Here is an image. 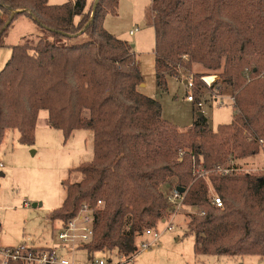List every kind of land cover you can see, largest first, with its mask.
<instances>
[{
    "label": "trees",
    "instance_id": "16d2710c",
    "mask_svg": "<svg viewBox=\"0 0 264 264\" xmlns=\"http://www.w3.org/2000/svg\"><path fill=\"white\" fill-rule=\"evenodd\" d=\"M94 3L0 0V47L20 16L43 33L34 44L10 45L0 71V144L14 129L21 143L34 144L43 109L65 140L79 129L93 132V159L70 170L84 177L63 181L64 202L49 214L63 223L84 203L94 208L93 239L81 246L89 255L135 256L146 230L159 231L169 208L164 185L175 182L185 189L186 206L197 210L187 230L196 254L264 258V172H198L261 151L264 0H152L160 87L168 75L188 85L194 62L218 70L225 60L210 88L228 87L234 106L232 121L216 131L205 114L187 131L162 117L160 102L139 89L144 79L132 46L105 27L119 0H99L96 9ZM193 75L196 89L188 96L198 104L208 89L200 79L206 73Z\"/></svg>",
    "mask_w": 264,
    "mask_h": 264
},
{
    "label": "rangeland",
    "instance_id": "374dc122",
    "mask_svg": "<svg viewBox=\"0 0 264 264\" xmlns=\"http://www.w3.org/2000/svg\"><path fill=\"white\" fill-rule=\"evenodd\" d=\"M68 1L70 0H49V3L63 4ZM151 4L152 0H119L118 14H109L105 20V27L130 44L136 54L146 83L145 87L142 83L139 89L158 100L162 117L176 124L182 131L191 127L201 111L208 117L210 128L215 131L219 124L230 123L234 100L230 89L223 84L220 86L222 90L217 87L210 88L208 82L200 78L208 88H204L202 106L188 100V92L192 94L196 89L195 77L190 78V81L194 82L192 88L188 87L184 77L180 79L172 75L167 76L165 87L158 85L155 68V29L151 23L154 13L150 11ZM136 28L139 30L130 34V31ZM42 35L33 19L27 16L18 17L5 37L7 45L0 47V71L12 54L10 45L26 42L34 44ZM224 67L225 60L218 70L208 69L194 62L192 73H206L203 77H206L207 81H213L218 79ZM193 74L191 76H194ZM216 97L224 99V103L220 105ZM48 116L47 110L40 111L34 144L21 143L17 129L7 131L0 144V159L3 163L0 167V246L59 243L58 234L62 222L51 220L49 214L64 202L67 192L63 181L69 179L71 182H77L84 177L81 172L70 170L81 162L93 159L94 143L91 130H76L65 140L60 129L49 125ZM245 132L250 137V131L247 129ZM263 155V151H260L256 155L235 158L233 161L239 166V172L256 173L252 170L263 163ZM230 162L232 160L228 163ZM174 183L169 182V185ZM166 185L168 184L164 185L165 189ZM212 196H218L215 190H212ZM190 213L195 211L186 204L174 211L167 210V215L159 226L160 235L157 241L147 249H140L131 261L115 250H104L89 255L82 247L66 253V258L74 264H92L94 260L100 259L111 264H264V258L259 255L229 257L196 254L195 235L187 234ZM170 222L173 229L168 230ZM146 239L151 240L147 236Z\"/></svg>",
    "mask_w": 264,
    "mask_h": 264
},
{
    "label": "built area",
    "instance_id": "2783aa9c",
    "mask_svg": "<svg viewBox=\"0 0 264 264\" xmlns=\"http://www.w3.org/2000/svg\"><path fill=\"white\" fill-rule=\"evenodd\" d=\"M138 28L130 31V34H134ZM190 78H193L191 76ZM206 82H208V86L211 87L215 82L207 81L206 77H202ZM194 86V82L189 80L188 87L192 88ZM216 99L219 100V104L224 103V99H220L219 97ZM188 100L194 101L193 95L188 96ZM203 102L200 101L198 106H202ZM260 149L264 154V140H259ZM263 165L257 167L255 171L257 173L264 172V155H263ZM3 166V163L0 159V167ZM240 170L239 166L232 160V162L227 164H217L210 169H201L199 170V175L203 177H207L210 173L216 172L221 174H230L234 172H238ZM166 199L169 204V211H174L175 209H180L185 205V194L181 192L176 185V183L170 184L168 183L167 189L164 191ZM213 203L219 207L223 205L221 197L214 196ZM195 213L197 210H194ZM168 230L173 229L172 223L170 222L167 227ZM147 237H150L151 240L148 241L145 239L139 247L140 249L149 248L154 242L157 241L159 237V231H154L152 229H148L145 232ZM94 236V208L87 203H84L80 206L77 214L69 219L66 222L62 223V227L59 231L58 238L61 242V246L58 247H46V248H33L30 246H20V247H4L0 246V264H10L11 262H19L22 264H74L70 259L66 258V253L72 252L75 249L89 243ZM65 251V252H64ZM134 258H127V260L131 261ZM92 264H111L109 261H105L103 259L94 260Z\"/></svg>",
    "mask_w": 264,
    "mask_h": 264
},
{
    "label": "crops",
    "instance_id": "0c3cea01",
    "mask_svg": "<svg viewBox=\"0 0 264 264\" xmlns=\"http://www.w3.org/2000/svg\"><path fill=\"white\" fill-rule=\"evenodd\" d=\"M138 65H139V68H140V64H139V62H138ZM145 82H143V84H142V86L143 87H145ZM142 87V88H143ZM143 92V91H142ZM143 93H145V92H143ZM263 164H258L257 165V167H260V166H262ZM62 222V221H61ZM59 239V238H58ZM58 246H61V242H60V240H59V243H54V244H47V245H36V246H33V245H30V247H39V248H46V247H58ZM66 255V254H65Z\"/></svg>",
    "mask_w": 264,
    "mask_h": 264
},
{
    "label": "water",
    "instance_id": "95a60500",
    "mask_svg": "<svg viewBox=\"0 0 264 264\" xmlns=\"http://www.w3.org/2000/svg\"><path fill=\"white\" fill-rule=\"evenodd\" d=\"M98 2H99V0H95V3H94V9H96V7H97V5H98ZM11 21H12V19H10L9 21H7V23H6L5 27H4V29H5L7 26H9V24L11 23ZM203 114H204V112H202V111L198 113L199 116H203ZM178 188H179V190H180L181 192H184V191H185L184 188H180V187H178ZM34 206H37V204H34Z\"/></svg>",
    "mask_w": 264,
    "mask_h": 264
}]
</instances>
